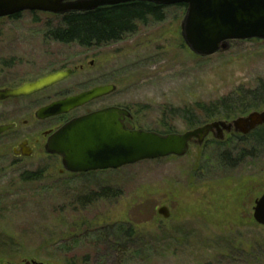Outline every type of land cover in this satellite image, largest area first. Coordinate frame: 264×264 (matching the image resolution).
Wrapping results in <instances>:
<instances>
[{
  "label": "rangeland",
  "instance_id": "1",
  "mask_svg": "<svg viewBox=\"0 0 264 264\" xmlns=\"http://www.w3.org/2000/svg\"><path fill=\"white\" fill-rule=\"evenodd\" d=\"M183 15L167 7L163 21L150 19L121 41L93 48L46 38L51 15L2 18L0 58L15 54L19 64L1 72L0 86L22 77L24 68L32 79L82 65L83 72L59 87L76 94L114 85L102 103L129 111L133 129L162 133L164 122L182 134L191 128L172 114L182 110L192 113L193 127L203 126L199 106L264 81V41H232L225 51L198 57L180 36ZM26 103H0V125L17 123L0 136V264H264V227L252 218L254 201L264 193V147L230 167L223 155L232 161L239 149H249L234 137L208 136L182 158L60 174V159L42 148L48 126L34 127L29 117L46 102L28 109ZM216 121L223 120L208 123ZM23 137L39 143L18 159L12 149ZM162 207L167 219L157 213ZM126 236L130 241L123 243Z\"/></svg>",
  "mask_w": 264,
  "mask_h": 264
},
{
  "label": "water",
  "instance_id": "2",
  "mask_svg": "<svg viewBox=\"0 0 264 264\" xmlns=\"http://www.w3.org/2000/svg\"><path fill=\"white\" fill-rule=\"evenodd\" d=\"M133 2L161 7L186 6L180 36L190 53L198 57L225 51L232 41H264V0H87L72 4H62V0H0V19L21 12L52 15L89 12ZM68 75L69 72H59L15 89L0 90V102L32 95L66 79ZM115 89L114 85L98 86L53 102L39 109L36 118L44 120L66 114L112 94ZM127 120H133L131 113L118 107L76 118L49 136L44 152L58 156L63 171L70 174L114 171L143 161L182 158L191 145L201 146L210 134L214 135V130L221 135L223 131L233 129L238 135L248 136L264 126V110L251 111L230 121L211 122L182 134L127 129ZM13 127L10 124L0 125V136ZM19 148L23 156H30L24 150V143ZM157 213L165 219L169 216L165 207ZM252 218L255 224L264 227V193L254 201ZM24 264L40 263L25 261Z\"/></svg>",
  "mask_w": 264,
  "mask_h": 264
},
{
  "label": "trees",
  "instance_id": "3",
  "mask_svg": "<svg viewBox=\"0 0 264 264\" xmlns=\"http://www.w3.org/2000/svg\"><path fill=\"white\" fill-rule=\"evenodd\" d=\"M174 7L184 12L186 9L184 5ZM165 8L167 7L133 2L103 7L89 12L53 16V21L47 23L45 37L55 42L77 43L80 46H88L93 43L97 46L108 45L136 33L138 25H145L150 19L155 22L163 21ZM261 109H264V81L262 80L257 83L254 89H239V91L221 97L214 103L199 106L198 113L200 119L206 124L217 119L230 121L251 111ZM172 114L180 116L189 128H195L193 127L195 118L191 112L182 110ZM161 125L163 132L159 134L174 133L172 128L164 122ZM127 128L133 129L132 123L127 124ZM236 140L239 146H245L249 152L242 148L239 149L236 158L232 161L227 157V154L223 155L221 161L230 167L236 164L234 162H240L247 157H254L253 152L264 147V126L256 129L248 136H239ZM34 177L33 175H26V179ZM128 239L129 237L126 236L122 242L128 243L130 241Z\"/></svg>",
  "mask_w": 264,
  "mask_h": 264
},
{
  "label": "flooded vegetation",
  "instance_id": "4",
  "mask_svg": "<svg viewBox=\"0 0 264 264\" xmlns=\"http://www.w3.org/2000/svg\"><path fill=\"white\" fill-rule=\"evenodd\" d=\"M85 1H87V0H62V4L84 3ZM101 8H103V7H100V8H97V9H101ZM97 9H95V10H97ZM23 13L35 14V13H40V12H21V13L12 15L10 17H6L5 19L16 20ZM69 13H74V12H69ZM69 13H65V14H69ZM78 13H83V12H78ZM43 14L51 15V16H61V15H52V14H49V13H43ZM65 14H63V15H65ZM0 33H2L1 30H0ZM2 35L0 34V38H2ZM57 43H60V42H57ZM61 44H66V45L75 44L76 46H80L77 43H61ZM80 47L93 48V47H99V46H97V45H95L93 43V44H90L88 46H80ZM17 60L18 59L15 56V54H12L9 57V59L0 58V74L5 69L6 70H9V71L12 70L15 65L19 64V60L18 61ZM79 64H82V63H78V65ZM90 65L92 66L93 63H90ZM76 71L83 72V66L82 65H79L78 68H75V66H73V67L66 66V67H62V68L57 69V70L48 71V72H46V73H44L42 75L38 74L35 78L29 79V78H26L28 76L27 74H29V71H28L27 68H24L23 69L22 77H16V78H14V80H13L14 82L11 83V84L0 86V90L15 89V88L21 87L24 84L33 83V82H35V81H37V80H39V79H41L43 77H46L48 75H51V74H55V73H59V72H69V75H68V77L66 79H64V80H62V81H60V82H58V83H56V84H54V85H52V86L44 89L42 91H39L37 93H34L32 95H29V96H25V97L8 99V100H5V101H2V102H6V101H11V100H27V103L24 106V108H26V109H28L31 105L33 106V105H36V104L41 103L43 101L46 102V103L38 106L34 110L33 113L29 114L30 121L32 120L34 122V127H36V126H43V125L48 126L46 129H44V130L41 131V137H42L43 143H44L42 145L43 150H44V147L46 145V142H47V139L49 138V136L51 134H53L55 131H57L58 129H60L62 126L66 125L67 123H69L70 121H72V120H74L76 118L85 116L87 114H90V113H93V112H96V111L104 110V109H107V108L110 107L108 105L105 106L102 103L103 100L107 97V96H105V97L99 98V99H97L95 101H92L91 103H88V104H86V105H84V106H82V107H80L78 109L72 110V111H70V112H68L66 114H61V115L54 116V117H50V118H47V119H44V120H39V119L36 118V115L35 114H36V112L39 109H41L43 107H46V106L50 105L53 102L66 99V98H68L70 96L78 95V94H80L82 92L91 90L94 87L107 86L108 85V84H104V83L97 84V85H94V86L90 87L89 89H86V90H84L82 92H79V93H76V94H71L70 93L71 90H69L67 88H63V87L61 88V87H59L60 84H62L68 78H70ZM103 77H104V75L102 74V78ZM48 90L52 92V95L47 94L46 96L43 95L42 97H37L42 92L47 91V93H48ZM2 102H0V103H2ZM94 106H96V108H94ZM88 107L90 109L86 110V108H88ZM28 122H29V120H25L23 124L26 125ZM129 123H132V121L127 120L125 122L126 127H127V124H129ZM10 125H14V127L12 129H15L17 127V123H15V122L10 123ZM209 136H212L214 139L219 138L220 141H223L226 137H230V138L231 137H234V138H238L239 137V135L237 133H235L233 131V129L230 132L223 131L221 133V135H219L218 132L216 130H214V135L210 134ZM23 143H24V150L26 152L30 153V156H31L33 154V152H34L35 145H37L39 143V139L38 138H35L34 145H31L30 142H29V138L23 137V139L20 141V143H18V145L12 149V155L15 158H18L19 159L21 157H25V156L22 155V151L19 148V146L21 144H23ZM56 157H58V156H56ZM60 164H61V159H60ZM59 173L60 174H62V173H66L67 174V172L63 171V169H60L59 170ZM68 174H70V173H68Z\"/></svg>",
  "mask_w": 264,
  "mask_h": 264
}]
</instances>
